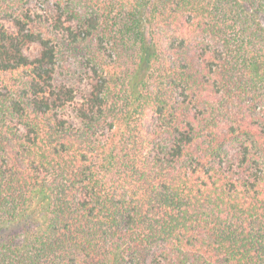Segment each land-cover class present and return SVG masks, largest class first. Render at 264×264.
Segmentation results:
<instances>
[{
	"label": "trees",
	"instance_id": "trees-1",
	"mask_svg": "<svg viewBox=\"0 0 264 264\" xmlns=\"http://www.w3.org/2000/svg\"><path fill=\"white\" fill-rule=\"evenodd\" d=\"M0 264H264V0H0Z\"/></svg>",
	"mask_w": 264,
	"mask_h": 264
},
{
	"label": "rangeland",
	"instance_id": "rangeland-1",
	"mask_svg": "<svg viewBox=\"0 0 264 264\" xmlns=\"http://www.w3.org/2000/svg\"><path fill=\"white\" fill-rule=\"evenodd\" d=\"M37 52H38V47H33L27 52V54L28 55L37 54Z\"/></svg>",
	"mask_w": 264,
	"mask_h": 264
}]
</instances>
